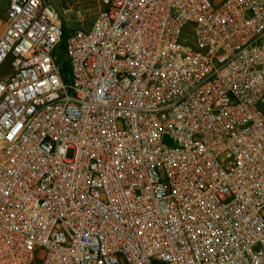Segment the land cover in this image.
<instances>
[{"label": "built area", "instance_id": "2783aa9c", "mask_svg": "<svg viewBox=\"0 0 264 264\" xmlns=\"http://www.w3.org/2000/svg\"><path fill=\"white\" fill-rule=\"evenodd\" d=\"M98 1L0 15V264H264V0Z\"/></svg>", "mask_w": 264, "mask_h": 264}, {"label": "rangeland", "instance_id": "374dc122", "mask_svg": "<svg viewBox=\"0 0 264 264\" xmlns=\"http://www.w3.org/2000/svg\"><path fill=\"white\" fill-rule=\"evenodd\" d=\"M56 10L63 26L64 33L80 25H90L99 9L98 0H47ZM6 0H0V15L5 12ZM69 72V68H64Z\"/></svg>", "mask_w": 264, "mask_h": 264}, {"label": "crops", "instance_id": "0c3cea01", "mask_svg": "<svg viewBox=\"0 0 264 264\" xmlns=\"http://www.w3.org/2000/svg\"><path fill=\"white\" fill-rule=\"evenodd\" d=\"M6 3H7V0H6Z\"/></svg>", "mask_w": 264, "mask_h": 264}]
</instances>
